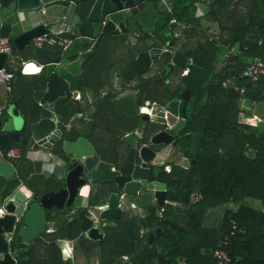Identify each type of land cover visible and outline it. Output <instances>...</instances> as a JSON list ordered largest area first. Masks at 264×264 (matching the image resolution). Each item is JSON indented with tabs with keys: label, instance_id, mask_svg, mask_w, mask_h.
<instances>
[{
	"label": "trees",
	"instance_id": "trees-1",
	"mask_svg": "<svg viewBox=\"0 0 264 264\" xmlns=\"http://www.w3.org/2000/svg\"><path fill=\"white\" fill-rule=\"evenodd\" d=\"M152 1L156 4V21L150 33L140 34L138 42L143 44L139 49H130L128 60L150 48H176L189 63L174 69L180 72L175 73L178 80L172 89L165 87L163 81L137 77L143 83L134 90L163 107L188 89L184 120L177 126L174 143L175 149L188 159V167L172 163L152 167L150 180L166 186L162 209L159 211L154 202L142 200L141 196L145 203L143 215L124 213L115 221L99 219L102 238L98 241L81 235L76 217L78 212L87 214L89 207L102 203L97 195L89 196V207L76 210L70 217L65 213L47 214V220L54 222L53 232H42L24 250L12 242L11 251L19 253L17 264H71L63 259L57 246L60 239L74 240L75 249L87 261L96 257L97 264H121L123 256L130 264H210L213 250L231 231V221L237 229L225 247L230 264H264V211L244 204L245 199H252L264 207V126H248L240 121L241 113L251 114L244 104L264 108V79L252 82L240 78L255 59L264 61V43L258 45V40L264 38V0H204V18L216 25V34L206 33L207 28L200 23L202 17L196 16L195 4L203 0H168L170 11L157 8L160 0ZM228 8L233 9L232 15L224 18L222 10ZM176 29L181 31L178 37L174 35ZM112 41L110 37L98 39L92 55L84 60L80 76L83 91H100L102 83L110 80V73L120 77L127 67L111 59V51L120 45ZM124 42L125 38H120V43ZM237 42L240 53L236 61L230 62L228 53ZM169 62V55H162L159 60L161 67ZM184 69L186 74L180 76ZM18 73L19 70L14 75ZM231 78L245 89L243 94L223 85ZM44 79L42 70L39 80L43 83ZM30 93L31 89L27 94ZM25 97L17 106L26 114L35 113L37 106ZM112 106L116 110L114 102ZM113 123L121 133L136 127L134 119L117 110ZM157 128H147L146 135ZM193 135L201 139L195 156L189 151ZM166 165H170L169 172L164 171ZM17 184L16 178L11 180L7 192ZM226 205L231 207L218 217L216 212ZM147 228L160 231L152 243L148 242Z\"/></svg>",
	"mask_w": 264,
	"mask_h": 264
},
{
	"label": "water",
	"instance_id": "water-1",
	"mask_svg": "<svg viewBox=\"0 0 264 264\" xmlns=\"http://www.w3.org/2000/svg\"><path fill=\"white\" fill-rule=\"evenodd\" d=\"M58 3L62 7L64 15L70 16L72 28L77 30L78 36L62 52L50 48L36 47L33 55L44 60L42 69L45 83L40 89L32 93L37 106V120L25 125L18 114L14 103L11 102L9 85L0 83V205H4V213L0 215V264H15V259L9 251L8 237L16 232L23 242L29 237L44 231V212L51 209L71 208L80 189L87 183L107 184L113 183L118 192L125 199L135 198L144 188L153 187L152 192L160 211L165 203L166 186L158 181L150 180V165L156 158L152 146L171 142V136L164 130L151 133L150 145H142L135 149V134L128 133L120 138L121 143L129 146L128 153L118 150L114 158H104L87 139L77 138L75 141L63 140L60 130V120L69 114L66 105L67 99H74L77 93L79 79L82 74L81 65L95 50L96 41L102 37L125 35L129 32L128 22L138 21L144 26H150L155 15V3L147 0H0V7L7 11L3 16H10L17 12H34L41 4ZM144 8L139 10V7ZM233 9H223L224 17L232 14ZM3 16H0L2 18ZM18 16V15H17ZM12 30L8 23H0V39H7ZM43 24L25 30L11 38L12 46L22 50L31 39L44 34ZM86 40H93L91 45ZM240 53V44L233 45L229 57L230 62L237 60ZM162 55L170 56L168 74L175 67L183 68L187 64L186 55L179 50L151 48L140 51L136 57L130 60L129 65L121 73L120 77L129 81L149 71L152 65L159 62ZM5 54H0V68L3 66ZM48 61V62H46ZM164 74V73H163ZM166 75V76H167ZM189 98L188 89H185L180 98L167 102L163 109L177 119L184 120L185 103ZM117 112L135 119L138 116V106L134 93L127 92L118 95L114 99ZM145 103V99L142 100ZM142 120L147 116L142 115ZM28 127V128H27ZM29 134L26 137L25 134ZM167 137V138H165ZM61 141V150L67 165V173L62 178L60 187L55 191H47L43 194L34 193L27 205L18 209L19 202L23 201L16 195V189L10 192L4 191L8 178L14 173L12 166L6 162L5 154L11 143L27 142L29 150H52ZM201 139L199 136L191 137L190 154L197 155ZM134 150H136V156ZM41 152L40 150L37 153ZM136 159L138 162H136ZM194 161H192V164ZM40 169L41 162L36 161ZM117 192L110 193L105 206L99 212L98 219L118 220L121 217L119 202L122 200ZM26 201V198L24 199ZM95 216L92 212L87 215L84 212L77 214L79 229L85 237L95 239L102 234L97 227H93ZM94 221H93V219ZM40 219V220H39ZM39 221V222H37ZM40 226V227H38ZM148 242L152 243L160 231L157 228L149 229ZM121 264H130L124 261Z\"/></svg>",
	"mask_w": 264,
	"mask_h": 264
},
{
	"label": "crops",
	"instance_id": "crops-1",
	"mask_svg": "<svg viewBox=\"0 0 264 264\" xmlns=\"http://www.w3.org/2000/svg\"><path fill=\"white\" fill-rule=\"evenodd\" d=\"M147 1H152V0H147ZM207 1L205 2L203 0L202 2L195 4L196 16L204 18V14L206 12ZM57 4L58 3H56V2L41 4V6L38 9H36L34 12H28V13L27 12H17L18 16L16 15L14 10H13L14 13L12 15L3 16L4 14L7 13V11L0 7V16H3L2 18H0V23H8L12 26V30L9 34V37L7 39H0V43L8 44L12 48H14L11 44V38L12 37H14L15 35L23 32L25 30H28L32 27L40 25V24L44 25L46 33L47 32L48 33L62 32L63 37H65L71 41H74V39L78 36L77 30L72 28V26H71L72 21L69 18L70 16L64 15L63 11H62V7L57 5ZM143 8H144V5L139 7V10H141ZM157 8L159 10L165 9L166 11H170V3L168 0H160L159 3L157 4ZM204 8H205V10H204ZM228 9H230V8H228ZM155 10H156V15H155L152 23L150 24V26L146 27L138 21H129L128 22L129 32L127 34L110 37L113 39L112 42L114 44L115 43L120 44V45L116 46L114 50L111 51V53H110L111 59H113L114 61L121 62L124 66V61L126 59H128V57H129L130 49L136 50V49H139L140 46H142L143 43L142 44L139 43L138 39H139L141 33H144V32L150 33V29H151L153 23L156 21V17H157L156 4H155ZM231 15H229L227 17H230ZM227 17H224V18H227ZM175 32H178V36H180L181 31L179 29H176L174 31V34H175ZM68 35H71L72 38H68L67 37ZM123 37L125 38L126 43L130 45V47H126V45L120 43V38H123ZM34 38L31 39L30 42L28 43V45L25 46L20 51H17L14 48L16 52H13L11 49L10 53L5 55V59L3 60V66L2 67L9 69V70H12L13 72H15L17 70L20 71V73L14 75V79L8 84L9 90H10V99H11V102H13V103L15 102V100L18 96L20 97L18 102L20 100H22L24 98V96H26L25 99H27V101L30 100L32 103L35 104L33 97H32V93L35 90L40 89L42 87L43 83H45V79H44L43 83H41L40 82L41 80H39V73L43 69H40L35 74H33V73L25 74V73L21 72L22 63L32 62L36 67H40V66H42V63L44 62V60L36 58L33 55V49L36 48L34 45ZM135 40H137L136 43H135ZM93 42H94L93 40H86L85 41V43L87 45H91ZM149 43H150V41L146 42V44H149ZM144 45H145V43H144ZM43 48H50V49L57 51V52L64 51V50L60 49L59 47H43ZM165 49H167V48H164L162 50H165ZM175 50H176V48H175ZM230 53H231V51L228 54L230 55ZM30 55H33V56H31V59L25 60V57L30 56ZM46 62H48V61H46ZM188 63H189V59L187 61V64ZM155 64H156L155 66L153 65L154 67L152 66L153 68H155L157 66H159L160 69L163 68L160 66L159 62H157ZM220 65H222V64H219V66ZM81 67H82V65H81ZM166 68H167V66L165 67V69H162V75L164 76V77H162V79H166L169 82H171L170 81V79H171L170 74L173 73L174 70L169 75H167L168 72L165 73V70H168V68L167 69ZM175 68H177V67H175ZM155 70H156V68L152 69L150 74L152 73V71H155ZM184 70H186V69H184ZM182 72L180 73V76H182L181 75ZM80 76L78 77L79 83H80ZM118 77L119 76L115 72H112L108 75V78H110V80H113V81H115ZM44 78H45V76H44ZM29 89H31V93H30L31 95L27 94ZM83 92L88 93L85 90ZM18 102L14 103V104L18 110V114H19L20 118L22 119L23 123L25 125H29L30 123L35 122L37 120V117L35 116L36 112L35 113L34 112H32V113L28 112L26 114V112H23L17 106ZM66 105L68 108L70 107L73 110L75 108L74 100L72 101V99H67ZM251 105L248 107L247 105L244 104V108H248L247 110L251 109V114H246L245 112L241 113L240 121L244 117H247L249 115L254 114V115L259 116L262 119V122L259 125L264 126V108L257 107L253 103H251ZM101 122L102 121L100 119H97V121H96V127L97 128L94 132L85 129L82 126L78 127L77 124H76V127L69 132L66 131V133H64L61 131L62 136H63L62 141L67 140V141L73 142L77 138L87 139L89 141V143H92L93 146L95 147V149L99 152V154H102V156L104 158H112V156H111L112 147L110 146L111 145L110 143L113 142L115 145V148H117V150H122L124 148L123 147L124 144L121 143L120 138L122 136L128 134V132H122L121 133L120 129H117L113 126L114 123L109 125V127L107 128L104 125V123H101ZM59 123L61 124V122H59ZM60 130H61V128H60ZM25 135H26V137H28L29 136L28 132ZM61 146H62L61 141H59L53 147L52 150H44V149L42 150L41 148L38 150H32V149L29 150L27 148V142L11 143L9 149L13 148V149L19 150L20 157L19 158H10V157H7L5 154V160L7 163H9L12 166V168L14 169V173L8 178L3 190L7 192L10 181L13 180L14 178H16L18 180V184L14 188V189H16L15 193H20L21 195H23L22 196L23 197L22 198V201H23L22 204H23L24 209L27 208V205L29 204V202L32 198V195L34 193L37 192L41 195L47 191H55L60 187V185L62 183V178L64 177V175L67 173V170H68L67 165H65V158H64L63 152L61 150ZM9 149H7V151ZM39 150L41 152L37 153V151H39ZM171 152L169 153V150L167 148H165L162 151L157 152L158 155L155 158L153 163H161L162 165L167 164V163L168 164L172 163L174 165H178V166H181L184 168L188 167V159L183 156L181 151L177 150V153L172 152V155H171ZM177 159H178V161H177ZM36 161L41 162L40 169L37 167V170H36V166H35ZM151 181H153V180H151ZM154 181H156V180H154ZM27 183L30 186L27 187ZM152 189H153V187H151V186L148 187V190L152 191ZM28 195H30V196L27 198L26 196H28ZM91 195H95V196L97 195L98 197H100V199L102 200V203L100 205H95V206L89 207V196H91ZM141 196H144L142 200L154 202L156 204L153 193L138 194L135 198H132V199L127 198L125 200V202H124L125 207H124V211H123L122 215L124 213H126L127 215H139V216L143 215V212H144L143 207H144L145 203L141 200ZM25 198H26V201H24ZM106 198H107L106 193H104L101 189L98 188L97 183H87L85 186H83L80 189L79 194L75 199V203H74L73 207H71V210H68L70 208L64 207L62 209L51 208V209L44 212V220L46 223L45 227H44V231H46L47 233H51L55 230L54 222L47 220V214H52V215L61 214L62 215L65 213L67 216L70 217L71 215L76 213V210H78L80 208H86V207H89L87 209V213H89V212L94 211L93 207H96V206L99 207L101 205H105L106 200H107ZM129 204H132V208L129 207ZM80 212H83V211H80ZM105 220H108V219H105ZM37 222H39V221H37ZM38 227H40V226H38ZM41 233L42 232L38 233L36 236H34V234H32L28 238L29 239L28 241L23 242V240L16 235V232L15 233L13 232V234L10 235L7 239L8 243H9L8 244L9 245V251L11 252L12 255L15 253V252L11 251L12 242L18 244L19 247L21 245H24V247H26L25 244L31 245L33 243V241ZM81 235H82V233H81ZM57 246L59 247L60 251L66 250L67 253L69 252L68 255H64L62 257L64 260H69L71 263L76 264L77 262H79V258L76 256V254H80L83 257L82 253L78 249H75V241L74 240H67V239L57 240ZM13 257H14V255H13ZM123 257H126V256H123ZM123 257H122V260H123ZM14 259H15V257H14ZM91 259L97 260L96 257H92ZM124 261H128V260H123L122 262H124ZM15 262H16V260H15Z\"/></svg>",
	"mask_w": 264,
	"mask_h": 264
},
{
	"label": "flooded vegetation",
	"instance_id": "flooded-vegetation-1",
	"mask_svg": "<svg viewBox=\"0 0 264 264\" xmlns=\"http://www.w3.org/2000/svg\"><path fill=\"white\" fill-rule=\"evenodd\" d=\"M136 42H137V40L135 41V43ZM125 43H126V41L124 42V45H125ZM129 62H130V60L126 59L124 61V64H127V67H128ZM155 65L156 64H154V66ZM153 67L150 68L149 71L146 72L145 74L137 76V77H142L141 79L152 78L154 81H163L165 87L172 89V87L175 83H170L168 80L162 79V77H164L162 75V69H165L166 66L161 68V69L159 68V66H157V67H155L156 70L152 71V73L150 74L151 70L155 69ZM167 72H168V70H165V73H167ZM170 75H172V73ZM137 77H135L129 81H126V80L122 79L121 77H118L115 81L108 80L107 83H102L103 87L100 91L94 92L93 90H88L87 91L88 93L83 92V90L80 89V83H78L77 93L74 96V99H72V101L74 100L75 108L73 110L69 107V114L66 116H63L61 118V121H60L61 122V124H60L61 131L64 133H66V131L69 132L72 129H74L76 127V124H77L78 127L82 126L83 128L94 132L97 128L96 127L97 119H100L102 121L101 123H104V125L108 128L109 125H111L113 123V116H114L115 111H116V110H114V108L112 106L113 100L119 94L131 92V93L135 94L137 106H138V116H137V118L134 119L136 121V127L134 130L128 132V133H134L135 134V140H134L135 146H134V148L138 149L140 146H142L144 144L150 145L149 140H150L151 133H153V132H151L150 135H146L147 134L146 129L152 128V127H154V128L158 127L157 129L154 130L155 133L158 131L164 130L171 136L172 140H171V142L165 143V144H159V145H154V146L150 145L152 147V149L155 151L156 157L158 155L157 152L162 151L165 148H167L169 150V153L171 151L174 153H177V150L174 147V143L176 141L175 137L177 135V125L178 124L176 125V122L173 120V119H177V118L168 114L167 112H165L163 107H161L158 103L146 100V97L144 95H142V96L138 95V91L137 90L135 91L134 88L137 84L143 83V82L141 79H136ZM96 84H99V83H96ZM143 99H145V103H142ZM145 106L149 110L150 115H148L147 113L141 112V108L145 107ZM142 115H146L147 119L142 120L141 119ZM177 120H179V122L182 121L180 119H177ZM165 138H167V137H165ZM110 144H111L110 146L112 147L111 156L114 158V155L116 154V152L118 150H117V148H115V145L113 142ZM123 147L124 148L122 150H123V152H126V153H128L131 149L129 146H126V145H124ZM172 152H171V154H172ZM133 153H135V156H136V150H134ZM136 162H138L137 159H136ZM161 165H162L161 163H152L150 165V177H151V173H152V167L153 168H159V167H161ZM166 166H168L170 168V165H166ZM165 167H164V171L166 172ZM97 185H98L99 189H101L104 193H106L107 198H108L110 193H113V192L120 193V192H118V190L116 189V187L114 186L113 183H107V184H98L97 183ZM142 193L147 194V193H153V192L148 190V188H144L140 194H142ZM119 196H120V199L122 198V200L119 202L120 203L119 206L121 208V215H122V213L124 211V207H125L124 202L126 199L123 195H121V193L119 194ZM104 206L105 205H101L99 207L98 206L93 207L94 211H92V213L94 215L97 214V216H95V218H94L95 222L93 223V227H97V229L100 233H101V229H100V222L98 219V215ZM129 207L132 208V204H129ZM88 214L89 213H87V215ZM76 217H77V214H76ZM94 219H93V221H94ZM110 221H114V220H110ZM103 224H105V222H103L102 225ZM82 236L85 237L84 234H82ZM85 238H87V237H85ZM90 240L98 241L100 239L98 238V236H95V239H90ZM28 245L29 244H25L26 247H24V245H21L20 248L22 250L27 249L30 246V245L29 246ZM13 255L15 257L16 264H17V259H18L19 253L16 251ZM71 264H74V263H71ZM76 264H81V263L77 262ZM83 264H93L92 259L90 258L89 261L84 260Z\"/></svg>",
	"mask_w": 264,
	"mask_h": 264
},
{
	"label": "built area",
	"instance_id": "built-area-1",
	"mask_svg": "<svg viewBox=\"0 0 264 264\" xmlns=\"http://www.w3.org/2000/svg\"><path fill=\"white\" fill-rule=\"evenodd\" d=\"M174 20L171 21L173 23ZM176 37L178 36V32H175L174 34ZM136 41V40H135ZM72 43L71 40L65 38L62 36V32L57 33H44L40 36H37L34 38V45L35 47H59L62 50H65L70 44ZM264 43V38H261L258 40V45H261ZM11 51V46L8 44L0 43V54L3 53L5 55L9 54ZM40 69H42V66L36 67L32 62H25L22 63L21 66V72L22 73H37ZM186 70L182 72V76L186 74ZM240 78L247 79L249 81L255 82L260 79H264V61L255 59L253 62H251L241 73ZM14 79V72L12 70L6 69L4 67L0 68V83H6L9 84ZM224 86H232L234 91L239 92L240 94L244 93L243 87H238L234 83V78L227 79L225 83H223ZM142 113H147L150 115L149 110L147 107L141 108ZM241 122L243 124L248 126H258L262 119L257 115H249L247 117H244ZM6 156L10 158H19L20 152L17 149H9L6 152ZM166 172L170 171V168L168 166L165 167ZM30 195L26 196L27 198ZM7 202H5L3 205H0V215L4 213V205ZM237 229V226L234 221H231V231L229 235L224 236L218 243L217 247L212 252L213 262L210 264H230V258L225 250V247L227 246V241L229 237L234 235V230ZM241 232V231H239ZM123 260H127L126 257H123ZM183 264V263H180Z\"/></svg>",
	"mask_w": 264,
	"mask_h": 264
},
{
	"label": "rangeland",
	"instance_id": "rangeland-1",
	"mask_svg": "<svg viewBox=\"0 0 264 264\" xmlns=\"http://www.w3.org/2000/svg\"><path fill=\"white\" fill-rule=\"evenodd\" d=\"M204 10H205V8H204ZM200 23H201V26L202 27H204L205 29L207 28V30H206V33L208 32V33H214V34H216L217 33V28H216V25L215 24H212L211 22H209V21H207L205 18H202L201 19V21H200ZM127 36V35H126ZM125 45H126V47H130V45L129 44H127V43H125ZM180 71L179 70H175L174 71V73H172V75H171V79H170V83H176L177 82V80H178V78H177V75H178V73H179ZM175 73H177V75L175 74ZM175 122H176V125L178 124V125H180V123H179V120H177V119H173ZM177 125V126H178ZM174 133V132H173ZM172 155V154H171ZM177 161H178V159H177ZM187 166V165H186ZM28 186H30L28 183H27V187ZM27 191V190H26ZM20 193H16V195H17V198L19 199V200H21L22 201V196L23 195H19ZM15 204L16 205H18V206H20V208L18 209V211L19 212H22V208H23V206L19 203V202H15ZM244 204H246V205H248V206H250V207H252V208H255V209H259V210H263L264 211V207H262V205L260 204V202L259 201H256V200H252V199H245L244 200ZM142 205V204H141ZM228 207H231V205H226V206H223V207H221L216 213V215L218 216V217H220V215H222V213H223V210L224 209H226V208H228ZM96 216H97V214H96ZM69 254V252L67 253L66 252V250L65 251H62L61 250V255L62 256H64V255H68ZM76 256L79 258V262L78 263H80L81 262V264H83L84 263V258L80 255V254H76ZM83 262V263H82ZM92 262H93V264H97V260L96 259H92Z\"/></svg>",
	"mask_w": 264,
	"mask_h": 264
}]
</instances>
